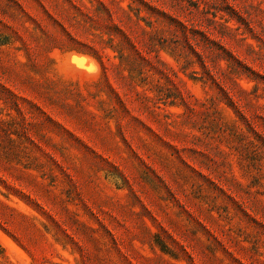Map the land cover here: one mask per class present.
<instances>
[{"label":"rangeland","instance_id":"obj_1","mask_svg":"<svg viewBox=\"0 0 264 264\" xmlns=\"http://www.w3.org/2000/svg\"><path fill=\"white\" fill-rule=\"evenodd\" d=\"M0 264H264V0H0Z\"/></svg>","mask_w":264,"mask_h":264}]
</instances>
